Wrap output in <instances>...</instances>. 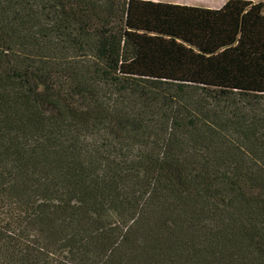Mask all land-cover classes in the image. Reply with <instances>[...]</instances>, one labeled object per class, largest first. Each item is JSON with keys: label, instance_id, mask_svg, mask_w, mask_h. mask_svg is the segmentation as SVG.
Here are the masks:
<instances>
[{"label": "trees", "instance_id": "16d2710c", "mask_svg": "<svg viewBox=\"0 0 264 264\" xmlns=\"http://www.w3.org/2000/svg\"><path fill=\"white\" fill-rule=\"evenodd\" d=\"M0 264H264V1L0 0Z\"/></svg>", "mask_w": 264, "mask_h": 264}, {"label": "crops", "instance_id": "0c3cea01", "mask_svg": "<svg viewBox=\"0 0 264 264\" xmlns=\"http://www.w3.org/2000/svg\"><path fill=\"white\" fill-rule=\"evenodd\" d=\"M153 1H161L173 4H181V5H190V6H200L207 8H220L222 7L227 0H153ZM254 1H264V0H254Z\"/></svg>", "mask_w": 264, "mask_h": 264}, {"label": "rangeland", "instance_id": "374dc122", "mask_svg": "<svg viewBox=\"0 0 264 264\" xmlns=\"http://www.w3.org/2000/svg\"><path fill=\"white\" fill-rule=\"evenodd\" d=\"M203 7V6H202Z\"/></svg>", "mask_w": 264, "mask_h": 264}]
</instances>
